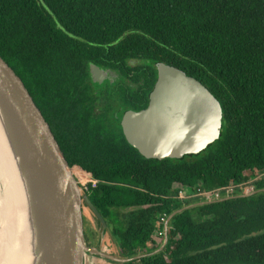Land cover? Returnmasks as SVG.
I'll return each mask as SVG.
<instances>
[{
	"label": "trees",
	"instance_id": "1",
	"mask_svg": "<svg viewBox=\"0 0 264 264\" xmlns=\"http://www.w3.org/2000/svg\"><path fill=\"white\" fill-rule=\"evenodd\" d=\"M0 57L82 172L122 256L159 248V219L201 201L200 190L206 200L239 195L259 177L264 190V0H0ZM157 63L222 106L220 139L198 155L145 159L91 116L89 64L134 73L146 105ZM95 236L86 231L91 247ZM168 238L162 253L129 264H264V192L186 210Z\"/></svg>",
	"mask_w": 264,
	"mask_h": 264
},
{
	"label": "water",
	"instance_id": "2",
	"mask_svg": "<svg viewBox=\"0 0 264 264\" xmlns=\"http://www.w3.org/2000/svg\"><path fill=\"white\" fill-rule=\"evenodd\" d=\"M156 71L148 107L123 116L127 143L145 159L179 160L200 154L220 139L224 118L220 102L200 81L180 69L157 63ZM90 72L94 82L105 78L96 65H91ZM0 132L23 193L28 232L24 264H129L165 250L169 225L176 215L264 192L256 190L185 206L166 218L159 248L124 257L116 243L112 250L104 247L108 238L114 239L105 218L73 174L24 83L1 57ZM85 210L91 216L93 230H97L93 247L87 242Z\"/></svg>",
	"mask_w": 264,
	"mask_h": 264
},
{
	"label": "flooded vegetation",
	"instance_id": "3",
	"mask_svg": "<svg viewBox=\"0 0 264 264\" xmlns=\"http://www.w3.org/2000/svg\"><path fill=\"white\" fill-rule=\"evenodd\" d=\"M128 64L135 67L137 62L129 61ZM91 65L95 64L88 66L89 77L87 80L89 83L83 87L90 99L89 102L93 100L91 103H86L87 107L91 108V116L97 123H101L109 131L115 132L116 136L125 138L122 129L123 116L130 111L139 112L146 109L149 96L147 104L144 105L139 95L140 85L135 81L134 73L125 78L117 71L96 65L103 70L105 78L100 82H94L90 72ZM73 170L80 171L79 168H73ZM161 225L162 229L157 233L164 240V222Z\"/></svg>",
	"mask_w": 264,
	"mask_h": 264
},
{
	"label": "bare ground",
	"instance_id": "4",
	"mask_svg": "<svg viewBox=\"0 0 264 264\" xmlns=\"http://www.w3.org/2000/svg\"><path fill=\"white\" fill-rule=\"evenodd\" d=\"M27 240L21 183L0 132V264H24Z\"/></svg>",
	"mask_w": 264,
	"mask_h": 264
},
{
	"label": "rangeland",
	"instance_id": "5",
	"mask_svg": "<svg viewBox=\"0 0 264 264\" xmlns=\"http://www.w3.org/2000/svg\"><path fill=\"white\" fill-rule=\"evenodd\" d=\"M145 63V62H144ZM74 172H75V175H76V177L77 178H79L80 179V181H81V183H82V185L84 186L85 185V179H84V177H81V175H82V172L81 171H77V170H74ZM260 179H262V178H260ZM260 179H257V180H255V181H252L250 184H251V186L253 185L254 187H255V183L258 181V180H260ZM85 188V187H84ZM250 188V187H249ZM254 191H256L255 189H252V190H250V189H245L244 190V192H242V193H249V192H254ZM241 193V194H242ZM223 198V197H222ZM201 201H206V199H204V198H201L200 199ZM209 200H216V199H211V198H209V199H207V201H209ZM136 208H125V209H123L122 210V213L124 212V213H129V212H131V211H133V210H135ZM168 216H165L164 218H163V222H165L164 220H166V218H167ZM92 225H93V223L91 222V216H90V214H89V212L87 211V210H85V214H84V226H85V229H86V231L88 230V231H93V234H95L96 235V232H97V230L95 231V229L93 230V227H92ZM110 231H111V229H110ZM156 235H160V234H158L157 232H156ZM96 237V236H95ZM96 241H97V237H96ZM115 241V242H114ZM118 244V242H117V240H116V238H112L111 240H109V238L107 239V242H106V244H105V242H104V247H108V249H111L112 250V244ZM110 250V251H111Z\"/></svg>",
	"mask_w": 264,
	"mask_h": 264
},
{
	"label": "built area",
	"instance_id": "6",
	"mask_svg": "<svg viewBox=\"0 0 264 264\" xmlns=\"http://www.w3.org/2000/svg\"><path fill=\"white\" fill-rule=\"evenodd\" d=\"M260 178H262V177H259V179H260ZM256 180H257V179H256ZM252 181H255V180H251L250 183H251ZM249 187H250V188H249ZM246 189H250V190H252V189H255V187H254L253 185L251 186V184H250ZM205 195H206V194H205L203 191H201V190L198 192V197H200V198H202V197L205 196ZM230 195H231V194H230V190H229V191H227V195H225V196H230ZM178 197H179L180 200H185V199H187V198H190L186 190H180V191H179V195H178ZM220 198H222L220 192H219V191H215L214 196H213V198H211V199H220ZM162 220H163V218H160V219H159L160 224L163 223ZM164 221H165V220H164Z\"/></svg>",
	"mask_w": 264,
	"mask_h": 264
}]
</instances>
